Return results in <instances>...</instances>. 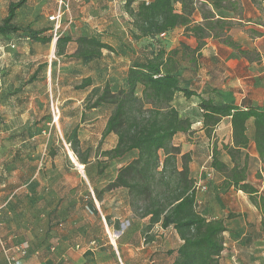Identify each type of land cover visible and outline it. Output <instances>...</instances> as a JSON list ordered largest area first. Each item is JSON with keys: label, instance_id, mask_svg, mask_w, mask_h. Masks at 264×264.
<instances>
[{"label": "rangeland", "instance_id": "obj_1", "mask_svg": "<svg viewBox=\"0 0 264 264\" xmlns=\"http://www.w3.org/2000/svg\"><path fill=\"white\" fill-rule=\"evenodd\" d=\"M14 1L17 0H0V20L6 15L8 3ZM60 1L68 2V10L63 11L59 7ZM125 1L27 0L25 5L17 11L18 25L41 30V36H48L51 34L50 29L54 27L50 17L54 16L60 8L61 17L56 34H69L72 37L82 34L97 35L116 51L114 53L103 51V57L100 60L83 64L66 56L55 55L56 35L54 34L48 44L28 41L20 38L21 35L12 36L10 39L0 37V164H3L2 169L5 175L2 178L4 180L7 178L12 180L13 177L23 181L29 180L39 168L38 177L53 179L55 181L53 188L58 193L75 195L71 202L77 200L78 193L86 195L87 187L75 186L79 182L78 176H88V168L84 170L83 167H78L79 162L66 143L65 136L77 127L80 142L79 154L87 157L88 164L91 163L90 170L96 164L97 169L106 166L101 149L112 147L115 138L108 136L102 142L100 140L112 107L88 109L87 106L90 104L94 91L101 90L105 84H109L112 88L121 86L129 59L137 53H144L150 42L155 48H163L166 51L179 48L181 41L192 47L196 45L195 39L186 37L182 28L174 29L153 41L134 40L130 20L125 11ZM242 2L251 5L252 8L243 12V9L237 6L232 13H225L228 18H234L236 21L230 22L228 30L219 31L220 37L213 38V33L210 32L209 37L204 39L205 44H211L214 40L223 45H225L224 40L230 39L242 49L247 50L249 55L242 57L231 48L233 54L243 58V66L240 70L229 72L231 69L223 65L215 67L212 65L211 70H208L205 67L207 63L205 52H202L206 48L203 46L200 50L202 57L197 61V68L194 69L187 62H181L179 73L184 78L194 79V82L198 83L199 94L204 98L212 97L215 102H232L239 106L252 105L264 109V39L255 41L256 33L264 31L263 26L260 28L256 26L264 25V6L258 0H242ZM201 4L197 2L194 7L196 11L192 19L195 23L202 22L200 20ZM136 6L137 3L133 2L132 7ZM174 7L175 10H180L179 4H175ZM258 44L262 47L260 53L254 48ZM74 49L75 44L70 43L66 47V53L69 54ZM34 72H36V79L30 81ZM87 77L91 78L92 85L84 90L75 89ZM9 87L11 90L8 91ZM229 90L232 91L228 93ZM191 99V101L181 99L177 110L181 116L188 117L195 124V121L200 120L199 112L194 105L197 103L196 98ZM199 123L200 121L196 123L192 133L178 135L171 142L172 146L179 149L178 166L181 162L180 156L189 154L188 166L196 170V175H193L195 177L191 176L194 183L199 180L201 172L211 175L210 180L207 181L206 192H198L196 195L197 211L205 215L204 205H207L208 218L224 220L227 232L223 235L226 250L222 257V264H264V233L258 213L254 212V206L244 193H236L233 190L223 191L221 176L213 173L211 169V152L214 148L218 150L217 158L228 167L232 166L228 155L222 151V146L230 144L231 141L228 120L224 119L210 136H207L204 131H199ZM23 131L25 134L22 136L20 133ZM246 134L250 140L248 149L243 152L247 156L246 179L259 193L264 194V162L258 159L254 148L252 123H248ZM52 153L54 155H51ZM162 157L163 153L160 152V158ZM200 167H202L201 170H199ZM111 175L112 173L107 171L102 175L97 174L95 176L99 178L96 180L97 186L105 184L103 181H107ZM45 188L46 186L43 185L37 191L43 193ZM25 189L28 187H23V190ZM117 201V196L104 201L108 211L115 217L119 215ZM26 204L29 205V201H26ZM84 204L87 206L86 202ZM66 205L67 203L60 199L55 207V212L60 214L58 217H49L44 212L43 216L38 218L39 232L34 237L35 241L45 243L47 234L44 231L54 222L53 225L58 228H67L69 264H88L89 262L103 264L109 262V258H111V264H115L113 257L107 254L109 246L106 245L95 255L96 252L92 250V246L83 239L84 235L86 238H95L99 235L105 242L117 239L116 234L108 231L104 220L93 214L89 207H86L84 212L77 210L65 213L62 209ZM133 214L135 215L133 212L129 216L125 213L120 214V230L127 226L125 222L127 219L132 224L131 219L134 218L133 224L140 226L141 222L136 220V215L133 217ZM228 216L233 218L229 219ZM113 222L114 219L110 221L111 225ZM82 225L86 228L84 234L77 231V228ZM155 231L157 232L156 229L152 230L153 238ZM123 236H117L116 241ZM144 236L142 231L135 232V245L138 250L134 252L131 248L123 247L127 256L135 257L137 253L139 255L143 252V256L141 255L143 259L155 258L163 264H171L172 257H169L167 251H174L179 246L177 237L166 233L164 237L162 235V239L156 238L155 242H148L147 236L145 238ZM230 243L235 245V254L231 251ZM231 256H234V260Z\"/></svg>", "mask_w": 264, "mask_h": 264}, {"label": "trees", "instance_id": "obj_2", "mask_svg": "<svg viewBox=\"0 0 264 264\" xmlns=\"http://www.w3.org/2000/svg\"><path fill=\"white\" fill-rule=\"evenodd\" d=\"M26 1L8 3L6 15L0 20V37L10 39L12 36L21 35L20 38L28 41L50 43L53 27L50 35L41 36V30L32 29L30 26L21 27L16 22V13ZM204 1L150 0L148 4L139 2L134 8L132 3L135 0H126L125 11L134 40L153 41L174 29L182 28L186 37L195 39L196 45L192 47L181 41L179 48L166 51L155 48L150 42L144 53H137L129 59L123 84L113 88L105 84L101 90H95L87 106L88 109L112 107L100 141L111 134L116 137L113 148L101 151L106 166L97 169V164L93 165L96 169L95 176L102 175L111 161L127 160L116 170L113 180L99 191L93 188L94 197L100 202L104 192L123 190L125 202L136 217L148 218L147 225L142 230L148 242L153 241L148 232L155 225H159L161 229H172L181 243L176 250L167 251L169 257H172L171 264H220L219 258L224 251L223 234L227 231L223 219L208 218L197 211L195 183L188 166L189 154L181 155L180 166L177 164L179 149L172 146L171 142L178 135L190 134L194 124L188 117L181 116L173 106L178 97L187 100L196 98L199 125L207 136H210L223 119H229L231 141L230 144L222 146V151L228 155L232 166L228 167L221 162L217 158L218 150L214 148L211 152V168L221 176L223 191H239L248 196L260 215V225L264 233V194L247 182V156L243 154L250 143L246 134L247 122L252 120L254 148L258 159L264 162V109L252 105L239 106L232 102H215L212 97L204 98L197 93L194 79L184 78L179 73L181 62L197 68V61L202 57L200 50L210 32L213 33V38H218L219 31L230 28L231 20L222 15L217 18L215 16L220 11H234L235 0ZM197 2L202 3L200 23H195L192 19ZM175 4L180 5V10H175ZM61 9L64 10L63 5ZM257 25L264 27L262 24ZM262 35L263 33H256L257 37ZM55 40L56 56H66L83 64L100 60L103 51H116L93 34L72 37L58 33ZM70 43L75 44V49L67 54L66 47ZM223 43L235 49L242 57L249 55L247 50L230 39ZM35 79L36 72L32 74L30 81ZM91 85V78L87 77L75 89L84 90ZM24 134L25 131L20 133L22 136ZM65 141L79 164L84 166V170L88 168L86 177L92 183L87 157L79 154L77 127L65 136ZM160 152L163 153L162 158ZM86 197V207L93 214H97L90 193ZM104 219L107 224L110 223L108 216H104ZM150 264L163 263L153 261Z\"/></svg>", "mask_w": 264, "mask_h": 264}, {"label": "crops", "instance_id": "obj_3", "mask_svg": "<svg viewBox=\"0 0 264 264\" xmlns=\"http://www.w3.org/2000/svg\"><path fill=\"white\" fill-rule=\"evenodd\" d=\"M204 1V0H199ZM262 5V0H258ZM205 2V1H204ZM237 6L240 9L244 10L252 8L251 5L244 4L242 0H235V7ZM264 6V5H263ZM254 10V9H253ZM232 13L233 11H220L216 14V18L218 15H222L226 17V19L231 21H236L234 18H228L225 13ZM259 28L260 25H256ZM263 35L261 37H257L255 41H262L264 39V31L262 32ZM210 45V47H209ZM204 47L206 50H202V52H205V60L206 65L205 67L208 70H211L210 67L212 65L215 66H222L223 67H229L231 71L229 72H235L240 70L241 66H243V58L237 57L233 52H231V48L227 47L223 44H218L217 41H211V44H205ZM257 52H261L262 47L254 46ZM235 53V52H234ZM194 86H197V93H199L200 90H198L199 86L198 83H193ZM11 90V87L8 88V91ZM232 90L227 91L228 93ZM4 93V91H3ZM17 96H15L16 98ZM187 100L185 98L178 97L173 102V106L175 108H178V103L180 100ZM192 99H188L187 101H191ZM195 103L194 105H196ZM179 109V108H178ZM186 118V116H184ZM200 119V118H199ZM228 120V132L230 133V123ZM200 121V120H199ZM197 121V122H199ZM224 119L213 129V131H216V128L220 126L223 123ZM193 124V128L191 130V133L194 131V126H196V123ZM252 123V120H249L247 122ZM105 126V124H104ZM198 126V124H197ZM199 131H204L201 129V126L199 127ZM109 137L115 138V135L111 134ZM175 139V138H174ZM173 139V140H174ZM172 140V141H173ZM115 145V143H114ZM114 145L108 149H101V151L109 150L114 147ZM189 151V150H188ZM70 153V152H69ZM127 162V160H120V161H111L108 165V167L105 169L104 174L107 172H111L112 175L109 177L107 181H103L102 186L98 187L96 184V180L99 178L95 177V166L90 170L91 163L88 164L89 166V176L92 183L89 182L86 176H78L79 182L75 187H78L79 185L83 187H87V193H90L92 199L94 208L97 211V214H95L97 217H100L104 220L105 226L108 231H113V233L116 234V238L120 237L121 235H124L123 238H121L119 241L112 240L110 241H102V238L97 235L95 238H85L83 239L84 242L92 246V250H94L97 254V252L104 248L106 245L109 246V250L107 252L108 255H111L113 259L115 260V264H150L153 261H156L155 258H148L143 259L141 258L143 256V252L140 253L135 257L127 256L125 253V248H131L134 252L138 250L135 243V232L138 231L140 233L142 229L147 225L148 218L139 219L135 217L133 214V217L137 218L136 220H139L141 222L140 226L137 227V224H133L135 222V219L132 218V224L129 219H127L125 222L127 226L124 229H119L120 223V214H126L127 216L132 213L131 208L128 206V204L125 202V196L124 191L121 189H115L108 192H104L102 195V200L99 202L93 194V188L96 190H100L103 188L108 182L113 180L116 174V170L124 165ZM79 168L84 169L83 165L77 164ZM3 168V164H0V239L2 240L7 252L11 256L19 257L21 258L20 254L18 253V250L21 246H27L28 250L24 257L21 258L22 264H69V257H70V249H69V242H68V236H67V228H58V226L53 225L54 222L50 224V227L46 228L44 233L47 235V241L45 243H37L34 239L36 233L39 232V226L37 224L38 218L40 216H43V213L45 212L47 216L49 217H58L60 214L58 212H55V207L59 203L60 199L64 200L67 205L65 206L62 211L65 213L71 212V211H77L81 210L84 212V209L86 208L84 202H86V195H83L82 193H78L77 195V202H71V200L74 199V196H71V194H64V193H58L53 186L55 185V181L53 179H44L38 177V171L39 168L36 169L35 173L30 177L29 180L23 181L20 178L13 177L12 180L6 179L4 180L2 177L5 175ZM113 169V170H112ZM190 169V175L194 178L196 175V170L194 167H189ZM202 167H200L199 170H201ZM212 169V168H211ZM209 169V170H211ZM213 170V169H212ZM200 173V172H199ZM213 173H216L213 170ZM217 174V173H216ZM97 178V179H95ZM222 179V178H221ZM59 183V182H58ZM64 185V183H61V185ZM45 185L46 188L43 189L44 192L40 193L39 188L41 186ZM28 187V189L23 190V187ZM59 190V189H58ZM236 192V191H234ZM236 193H239L237 191ZM113 196L118 197V204H119V215L118 217L112 216V213L108 211L107 206L104 204V201L113 198ZM44 197V199H42ZM197 199V196H196ZM26 201H29V205L26 204ZM63 202V201H62ZM81 202V203H80ZM76 203V204H75ZM199 203V200H198ZM204 209L206 211V214L203 216L208 217L207 211L209 210V207L207 205H204ZM254 212L257 214L258 211L253 207ZM104 216H108L110 218V221L114 219V222L106 224V221L104 219ZM259 221H260V215ZM142 224H144V227H142ZM116 225H118V228H116ZM65 227V226H64ZM156 229L154 238L152 235V230ZM78 232H81L82 234L86 233V228L82 225L79 228H77ZM227 232V231H226ZM226 232L223 234L225 235ZM150 236H152L153 241L155 242V239H162L165 236L166 233H169V235H173L174 237H177V240L179 242V245L181 241L179 240L178 236L172 229H161L159 225H155L149 232ZM118 236V237H117ZM93 239V240H90ZM160 241V240H157ZM231 251L236 253L235 245L233 243H230ZM44 249V250H43ZM89 248H87L88 250ZM143 249V247H141ZM129 250V249H127ZM225 243H224V251H225ZM143 251V250H142ZM224 251L221 253L219 262L222 264ZM114 253V254H113ZM142 255V256H141ZM0 264H5V260L2 256ZM141 258L139 262V258ZM128 258H130L128 260ZM109 258V262H105L103 264H111ZM231 259L234 260V256H231ZM88 264H92V262H89Z\"/></svg>", "mask_w": 264, "mask_h": 264}, {"label": "built area", "instance_id": "obj_4", "mask_svg": "<svg viewBox=\"0 0 264 264\" xmlns=\"http://www.w3.org/2000/svg\"><path fill=\"white\" fill-rule=\"evenodd\" d=\"M150 0H135L136 3H145V4H148ZM262 3L264 5V0H262ZM63 5V8L64 10L63 11H66L68 10V2H62L60 1L59 3V7H61ZM61 17V14H60V8L58 9L57 13L54 15V16H51L50 17V20L54 22V27H53V34L54 36L56 35L58 29H59V19ZM164 35V34H163ZM161 35V36H163ZM211 178V175L210 173H205V172H201L200 175H199V180L194 184V189H195V192H196V195L198 192L200 193H204L206 192L207 190V181L210 180ZM28 250V247L27 246H21L20 249L18 250V253L20 254L21 258L25 256L26 254V251ZM0 256H2L5 260V264H22L21 262V258L19 257H15V256H11L2 240L0 239ZM1 258V257H0Z\"/></svg>", "mask_w": 264, "mask_h": 264}, {"label": "bare ground", "instance_id": "obj_5", "mask_svg": "<svg viewBox=\"0 0 264 264\" xmlns=\"http://www.w3.org/2000/svg\"><path fill=\"white\" fill-rule=\"evenodd\" d=\"M69 154H70L71 158H73V159H74V157H73L72 153L70 152Z\"/></svg>", "mask_w": 264, "mask_h": 264}, {"label": "water", "instance_id": "obj_6", "mask_svg": "<svg viewBox=\"0 0 264 264\" xmlns=\"http://www.w3.org/2000/svg\"><path fill=\"white\" fill-rule=\"evenodd\" d=\"M56 41V40H55Z\"/></svg>", "mask_w": 264, "mask_h": 264}]
</instances>
